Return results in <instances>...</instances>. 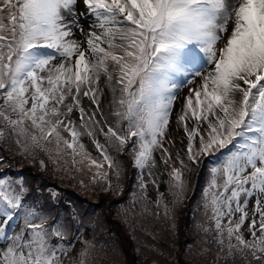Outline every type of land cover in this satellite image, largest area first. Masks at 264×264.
Returning <instances> with one entry per match:
<instances>
[{
	"label": "snow or ice",
	"instance_id": "6c2138e0",
	"mask_svg": "<svg viewBox=\"0 0 264 264\" xmlns=\"http://www.w3.org/2000/svg\"><path fill=\"white\" fill-rule=\"evenodd\" d=\"M105 88L114 125L101 108ZM174 114L179 167L165 146ZM110 149H127L137 170L130 204L148 199L147 171L173 233L186 174L210 159L196 232L215 243L214 264H264V0H0V170L11 167L3 153L68 179L86 170L92 185L119 196L123 165ZM157 150L171 206L153 178ZM28 192L23 176H0V264H99L93 241L76 247L77 217L50 225V214L27 204Z\"/></svg>",
	"mask_w": 264,
	"mask_h": 264
},
{
	"label": "rangeland",
	"instance_id": "374dc122",
	"mask_svg": "<svg viewBox=\"0 0 264 264\" xmlns=\"http://www.w3.org/2000/svg\"><path fill=\"white\" fill-rule=\"evenodd\" d=\"M78 9L80 12L85 11L82 2L79 3ZM82 19L86 21L85 27L87 28V24L91 23V20L86 16L82 17ZM76 38H80L78 32ZM197 83H199V78H197ZM101 87H103V80L101 81ZM192 87H195V85H192ZM187 94L188 88L185 87L182 90L181 99ZM111 99V93L105 88L104 96L101 100V108L105 116L108 117V123L114 125L115 118L110 114ZM84 106L86 109L92 107L87 99L84 100ZM177 107H179V105H177ZM73 119L79 123L78 114H74ZM169 128L170 131L165 141V146L168 147L169 151L172 153L171 163L179 167L175 158L178 151H180L183 157V145L181 144L183 133L176 127L175 114L173 115L172 123ZM97 134L99 135L98 132ZM99 138L101 142H103V137L100 136ZM82 140L87 151L90 152L93 157H97L99 154L91 143L90 138L84 136ZM169 141L174 143H169ZM109 151L110 154L116 157L123 165V177L120 181L123 186V194L119 196L104 192L99 184L92 185L90 183L92 174L86 170L83 174L77 175L76 179H68L65 178L62 173L53 171L51 165H49L47 170L41 171L39 160L32 161L30 158L25 159L20 156L9 155L8 153L3 154L7 157L11 167L0 170V176L5 173L13 179L23 176L29 189L26 197L27 204L36 205L37 208H41L46 214H50L53 218L49 221L50 225L57 217L69 220L67 219L68 217L75 215L77 221L73 224V231H75L76 226L80 228V232L78 233L80 239L75 241L76 247L79 248L81 246L80 240L86 239L93 241L97 245V249L100 250L101 257L99 264H117L118 258L116 255H122L123 252L126 254V251L115 253L117 247L129 250V247L131 248L134 246V241L140 243L141 246L144 244L145 247L153 248L154 250L156 248L158 249L156 244L160 245L162 251L165 253L164 255H166L164 258L162 257L163 254L161 253L163 252L160 248V254L154 253L155 251H153L151 255H149L146 252L148 249L144 248L145 251H142L141 249L143 247H141L136 250V256L139 260V254H142L147 255L146 258L150 256L155 263L160 262L155 260L161 259L164 260L163 264H214L217 247L215 243L205 244L202 239L205 234L196 232L195 225L197 222L203 220V215L202 209L201 211H194L201 199V191L206 184L208 169L212 166V161L210 159L205 160L200 167L186 174L189 191L183 206L177 211L175 219L176 230L175 233H173L170 230L172 220L164 217L162 208H156V188L149 181L147 171L144 173V179L148 182V199L132 206L130 204L131 195L134 191H138L137 170L132 167L131 157L127 155V149L123 154H117L111 149ZM154 155L156 157L157 167L153 169V178L159 185L160 191L165 193L164 201L171 206V196L168 195L167 192V181L169 179L167 173L169 168L161 161V150H157ZM110 178L115 182L114 177ZM81 179L84 180V184L87 185V187L81 186L79 182ZM53 190L58 194L55 198L50 197V193ZM144 206L147 207L148 211L141 216L139 214ZM130 207L132 211L125 215V210ZM252 208L253 202H250L248 206L250 216ZM157 211L160 213L159 216L155 215ZM124 216L127 218H124ZM134 218H136V221L133 223ZM112 219L113 221H118L116 225H114ZM126 225H129L132 231L135 230L141 234L148 233L147 236L150 243L149 241L147 243V241L141 239L139 235L132 234L131 237H121L118 230L120 227L124 228ZM143 228H145V230H143ZM16 230L18 231L19 228L17 227ZM245 237L249 238V233L247 231H245ZM172 238H176L177 243L175 239L171 240ZM207 239L211 240V237L208 236ZM170 240L172 243L176 244L175 247L174 244L168 242ZM0 243L4 242L0 241ZM53 243H55V240ZM188 243H192L193 248L186 252L185 245ZM101 246H103L102 249ZM204 247H207L210 251L206 256H201L199 253ZM136 256L131 255L134 260L138 261ZM128 258H121V260H126L125 264H133V259L130 257ZM167 258L171 260L170 263L166 261ZM139 262L140 261H138V264H147L144 260L143 263ZM65 264H70V261L66 259ZM218 264H225V261L220 260ZM237 264H243V262L238 260Z\"/></svg>",
	"mask_w": 264,
	"mask_h": 264
},
{
	"label": "trees",
	"instance_id": "16d2710c",
	"mask_svg": "<svg viewBox=\"0 0 264 264\" xmlns=\"http://www.w3.org/2000/svg\"><path fill=\"white\" fill-rule=\"evenodd\" d=\"M71 217L72 216H70V217H68L67 219H71ZM124 218H127V217H125L124 216ZM121 219H122V217H121ZM77 221V220H76ZM75 221V222H76ZM124 221V220H123ZM136 221V218H134V221H133V223ZM75 222H74V224H75ZM112 222H114V225H116L117 224V222L118 221H113V219H112ZM74 228V227H73ZM143 230H145V228H143ZM118 232H120V235H121V237H123V238H125V236H132V234H134V235H139V236H141V239H143V240H145V241H147V243H148V241H149V243H150V240L148 239V233H146V234H141V233H139V232H137V231H132V229H131V227L129 226V225H126L124 228H122V227H120V229L118 230ZM133 239V238H132ZM173 239H175L176 240V243H177V239L176 238H172L171 240H173ZM168 241L169 243H171V244H174V247L176 246V244L175 243H172V241ZM167 242V243H168ZM156 246L158 247V249L156 248L155 250L153 249V248H147V247H145L144 246V244H142V246L140 245V243H138V242H136V241H134V246H132L131 248L129 247L128 249L129 250H127L126 248L125 249H120L119 247H117V250H116V252L115 253H119V252H122V251H126V254L123 252L122 253V255H116V257L118 258V262H117V264L119 263V264H125L126 263V260H121V258H128V257H130V258H132L131 257V255H134V256H136L137 255V252H136V250L137 249H139V248H141V247H143L141 250L142 251H145L144 250V248H146V249H148L146 252L149 254V255H151V252H153V251H155L154 253H161L160 251H159V248H160V250L162 251V249H161V246L160 245H157L156 244ZM163 252V251H162ZM161 254H163V258H164V256L166 257V255H164L165 253L163 252V253H161ZM139 256H140V260L138 259V257H137V259H138V261H140L139 263H143V260L144 261H146L147 262V260H148V262H147V264H163L164 263V260H161L160 258V260H155V261H160V262H158V263H155L154 262V260L152 259V258H150V256L148 257V258H146L147 257V255H142V254H139ZM100 257L101 256H98V260H100ZM129 259V258H128ZM127 259V260H128ZM133 259V258H132ZM166 259V258H165ZM138 261L137 260H132V262H133V264L134 263H136V264H138ZM168 263H170L171 262V260L169 259V258H167V260H166Z\"/></svg>",
	"mask_w": 264,
	"mask_h": 264
}]
</instances>
